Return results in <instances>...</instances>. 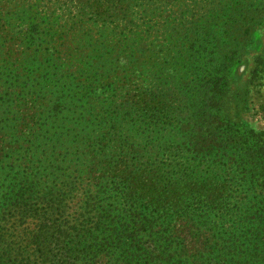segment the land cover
<instances>
[{"label":"trees","instance_id":"1","mask_svg":"<svg viewBox=\"0 0 264 264\" xmlns=\"http://www.w3.org/2000/svg\"><path fill=\"white\" fill-rule=\"evenodd\" d=\"M248 58L261 77L264 0H0V264L263 254L264 156L240 153L235 114Z\"/></svg>","mask_w":264,"mask_h":264},{"label":"rangeland","instance_id":"2","mask_svg":"<svg viewBox=\"0 0 264 264\" xmlns=\"http://www.w3.org/2000/svg\"><path fill=\"white\" fill-rule=\"evenodd\" d=\"M254 69L255 65L253 64L251 58H248L246 64L238 69V73L236 75L233 86L235 89H239L241 91L243 90L244 92L248 89L249 93L246 94L243 99H241V108L238 110L236 109L235 114L238 115L237 120L241 121L240 126H238L241 134L246 135L243 140L244 145L246 146L245 149L247 150L240 151V153L247 152L248 154H253L254 151L259 149V154H262L264 156V73H261V77L254 78ZM4 148L5 146L3 147L2 142L0 141V155L4 153ZM91 182V179L89 180L88 178H86L85 182L77 187L76 192H72L73 195L69 197L66 196L65 202L67 203L68 207L63 219L72 220L73 218L80 217L81 213H83L82 206L84 203L82 202V200L85 199V195L83 196V193H86L87 185L91 186ZM248 188L249 187H246V189ZM251 192H254L255 195L259 196V198L261 199L264 198V190L262 191L261 189L257 188L255 190H251ZM34 195H36V193ZM48 205L49 204L47 202L41 203V201H39L35 205V208L40 211H45ZM9 222L10 223H3V225L12 226L14 224V227L20 226L23 228H28L31 231L36 230V227L39 224L38 215L34 214H32V216H30L29 218L24 219L23 222L15 223L14 220H11ZM178 224L180 226L182 225V227L184 225L182 221H179ZM20 231L21 229L17 230V232H13V230H11L8 233L9 241H14L16 239V235H18V233L20 234ZM13 236L15 238H13ZM28 240L29 239L25 240L23 245H25ZM192 242L198 243L193 240ZM262 242H264V239ZM201 243L202 242H200L199 245H201ZM192 247H195V245H192ZM32 251L33 250L28 249L26 250V253L28 254ZM246 256L248 261H250V264H264V253ZM193 262L194 259L192 258L187 263L191 264ZM97 264H107L106 256H102Z\"/></svg>","mask_w":264,"mask_h":264}]
</instances>
